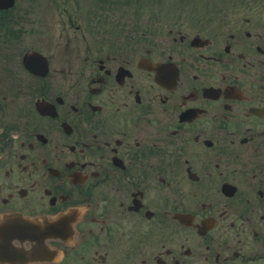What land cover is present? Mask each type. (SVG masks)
I'll return each instance as SVG.
<instances>
[{
  "label": "flooded vegetation",
  "instance_id": "flooded-vegetation-1",
  "mask_svg": "<svg viewBox=\"0 0 264 264\" xmlns=\"http://www.w3.org/2000/svg\"><path fill=\"white\" fill-rule=\"evenodd\" d=\"M0 233V264H264V0H0Z\"/></svg>",
  "mask_w": 264,
  "mask_h": 264
},
{
  "label": "water",
  "instance_id": "water-1",
  "mask_svg": "<svg viewBox=\"0 0 264 264\" xmlns=\"http://www.w3.org/2000/svg\"><path fill=\"white\" fill-rule=\"evenodd\" d=\"M56 220L49 218V217H43L39 219H32V220H24V231L26 233H30V237L26 239H33V235L35 234L34 231L38 230L39 228L41 230H46L47 233H51L52 236H55L58 234L60 228L56 225ZM33 234V235H32ZM25 239V240H26ZM4 251V253L2 252ZM0 260H5L7 262H12V249L11 247L7 246H0Z\"/></svg>",
  "mask_w": 264,
  "mask_h": 264
}]
</instances>
